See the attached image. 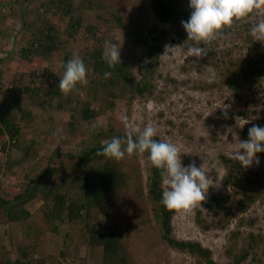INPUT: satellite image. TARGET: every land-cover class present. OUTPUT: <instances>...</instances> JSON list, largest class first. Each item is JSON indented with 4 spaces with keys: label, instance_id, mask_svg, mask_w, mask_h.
I'll list each match as a JSON object with an SVG mask.
<instances>
[{
    "label": "rangeland",
    "instance_id": "obj_1",
    "mask_svg": "<svg viewBox=\"0 0 264 264\" xmlns=\"http://www.w3.org/2000/svg\"><path fill=\"white\" fill-rule=\"evenodd\" d=\"M171 1L180 10L191 12L189 0ZM0 3V57L3 59L0 108L9 109V116L21 126L15 144L7 145L4 151L0 149V196L13 200L15 193L27 182L30 184L31 178L48 164L52 169H63L69 178L78 177L86 162L73 169L72 166L80 161L83 150L97 142L102 146L112 137L119 138V134L125 135L122 121L127 117L141 131L152 125L156 129L153 139L178 147L182 166L195 163L213 180L201 207L198 205L187 213L174 212L170 221L171 236L209 249L214 264H234L233 253L244 247L252 235L258 242L241 264H264V153L257 154L259 165L248 168L232 157L237 143L244 141L245 130L253 125L264 127V76L255 102L247 99L251 90L239 101L227 86L233 69L230 61L253 52L251 42H246L245 37L264 19V10L235 20L211 43L196 45L187 40L178 19L158 23L150 10V0H72L75 10L71 14L80 15L82 24L74 37L67 39L64 30L68 16L45 14L46 0H0ZM117 16L143 25L147 40L160 44L152 74L143 76L148 61L146 49L124 37L125 28L118 26ZM41 19L57 28L61 45L48 57H21V49L29 48L40 36L39 28L44 24ZM153 24L159 26L158 32L149 34L147 29ZM105 41L121 46L120 61L128 69V76L113 84L108 82L112 75L106 83L100 82L89 63L92 62L90 49L98 47L103 51ZM193 46L204 47L207 55L189 56L188 49ZM74 54L89 63L86 66L88 82L77 84L65 96L56 85L65 70L64 56L70 60ZM141 79L148 83L144 94L135 91ZM98 82L109 87L102 90ZM25 86L29 90L24 92ZM16 89L20 90L19 96L15 95ZM52 90L56 92L53 94ZM86 100L96 111L91 120L83 119L79 113ZM105 131L110 134H103ZM120 139L125 142V137ZM31 142L35 145L26 154L25 147ZM147 156L145 152L131 157L125 155L120 161L113 159L127 174L124 187L113 195L108 209H92L83 220L69 222L55 217L53 193L47 199L39 193L24 203L21 207L29 213L24 221L8 220L0 210V264L14 263L10 256L17 249L15 239L26 227L30 234L40 237L33 244V252L41 253L33 255L34 260L31 256L30 261L15 264H103L102 248L87 243L88 226L101 233L121 231L124 245L118 256L126 258L128 264H209L199 255L178 250L160 238L154 207L147 198ZM229 174L234 176L236 185L225 184ZM240 174L255 178L256 182L237 178ZM53 175L48 178L52 179ZM162 187L165 188L163 181ZM137 188L143 190L142 195L136 194ZM73 189L75 196L82 192L80 187L71 186L70 190ZM228 194L234 196L228 207L226 202L220 204L224 205V211L214 214L207 207L211 197L223 199ZM42 239L44 251L36 249ZM232 246L234 249L230 252Z\"/></svg>",
    "mask_w": 264,
    "mask_h": 264
},
{
    "label": "trees",
    "instance_id": "obj_2",
    "mask_svg": "<svg viewBox=\"0 0 264 264\" xmlns=\"http://www.w3.org/2000/svg\"><path fill=\"white\" fill-rule=\"evenodd\" d=\"M44 7V13L50 16L59 15L67 17V23L65 27V37L73 38L77 28L82 24V18L80 15L71 14L75 8L72 6V0H46ZM150 10L155 20L158 23L173 22L176 19L181 21H187L190 17L191 12L180 10L171 0H150ZM1 6V3H0ZM91 6V5H90ZM47 15V16H48ZM123 16H117L116 22L118 26L125 28L124 37L133 43H139L144 45L146 49V56L148 61L144 67L143 76L150 75L153 73L157 66V59L160 54V44L158 42H152L147 40V36L144 34L145 28L143 25L129 20ZM44 24L39 28L40 36L35 41H32L29 48L21 49V57L27 58L26 56L38 55V56H50L52 52L59 48L61 41L58 40L56 32L57 28L41 19ZM50 22V21H49ZM158 25L153 24L148 27L147 32L153 34L158 32ZM246 42H251L253 52L248 53L243 57H237L230 61L233 66L232 71L230 70L227 79V86L232 92V96L239 101H242L243 96H247V91L251 90V96H247V99H251L254 102L257 98V91L261 88L260 81L264 76V44L261 41L254 40L252 42V36L248 33L245 37ZM33 44V45H32ZM103 51L98 47H93L89 51L90 68L92 72H96L97 78L100 82L106 83L105 73L110 72L112 77L108 78V82L113 84L115 80L122 78L128 74L127 65L124 63L116 64L114 67L109 68L107 62L102 58ZM27 59H30L28 57ZM66 63L68 61L67 55L63 59ZM3 59L0 57V69ZM89 63L85 60V66ZM0 70V78H1ZM128 76V75H127ZM2 81V79H0ZM0 81V87H1ZM100 85L103 89L106 86L103 83ZM147 81L141 79L140 82L135 86V91L138 94H144L147 90ZM58 86L56 85V88ZM95 88V87H94ZM29 88L25 86L23 91H28ZM16 96H19L20 90L16 89ZM56 92V91H55ZM52 92L51 93H55ZM110 92V91H107ZM17 98V97H16ZM246 105L249 102H245ZM9 109L2 110L0 108V149L5 150V147L13 146L21 134V126L17 120L9 116ZM80 115L85 120H91L95 117L96 111L89 106V102L86 100L83 107L80 110ZM242 115L246 113L241 112ZM248 130L244 131V140L248 139ZM103 133V132H102ZM101 133V134H102ZM103 134H110L105 131ZM119 138L125 137V135H118ZM113 138V137H112ZM7 142V143H6ZM34 142L28 144L24 150L26 154L30 153L34 147ZM105 145V144H104ZM98 142L97 144L88 147L83 150V155L79 157L77 164L73 163L72 169L79 166L82 161L86 162V167L81 175L78 177L69 178L63 169H52L48 164L44 169L34 175L30 184L27 182L25 187L15 193L13 200H8L0 196V210L8 220H19L24 221L25 216H28V212L22 209V205L29 200H32L40 193L44 199L51 197L53 193V205L52 210L56 211L55 217L60 220H68L74 222L77 219L83 220L84 215H89L92 209L103 208L108 209L109 204L112 201L113 195L120 193L126 182L127 174L121 171L113 159L105 156L97 155L98 151H102L103 146ZM264 152H262L263 154ZM261 154V153H260ZM149 175H148V189L147 198L153 204L154 217L158 222L159 229L161 231L160 238L167 244L181 251H188L199 255L206 259L209 264H214L211 259L210 250L201 246L198 243L190 241L177 240L171 236V216L175 211L167 210L161 203L163 187L162 181L163 176L161 175L162 170L152 167L149 163ZM54 174L52 179L51 176ZM256 175V174H255ZM237 178L246 180L249 183H255V178L243 177L241 174ZM231 182V183H230ZM237 181L234 180L233 175H228L225 179V184L236 185ZM71 186L80 187L81 193L78 196L74 195L73 191L70 190ZM137 195H142L143 190L137 188ZM233 196L231 194L226 195L223 199L220 197H211L207 201V207L214 213L218 214L219 210L224 211V205H220L226 202L228 205L232 202ZM226 210V209H225ZM227 211V210H226ZM224 212V214L226 213ZM22 212V214L20 213ZM64 214V215H62ZM87 243L92 246H100L103 250V264H128L126 258L118 256L119 250L124 245V239L121 236V231L113 230L108 233H101L94 231L92 227H87ZM230 239V238H229ZM258 241L251 235L250 239L240 250L233 253L234 264H241L246 259L250 250ZM231 243V241H230ZM232 251L234 247L232 246ZM17 262V261H16ZM19 263V262H17ZM4 264V263H3ZM6 264H15L8 261Z\"/></svg>",
    "mask_w": 264,
    "mask_h": 264
},
{
    "label": "clouds",
    "instance_id": "obj_3",
    "mask_svg": "<svg viewBox=\"0 0 264 264\" xmlns=\"http://www.w3.org/2000/svg\"><path fill=\"white\" fill-rule=\"evenodd\" d=\"M189 7L190 17L187 21H181V25L187 33V40L199 45L211 43L224 28L231 27L235 20L264 10V0H189ZM250 35L256 41H264V19L251 28ZM120 48L121 46L117 47L116 44L105 41L102 58L109 68L121 64ZM188 53L189 56L202 58L208 52L204 47L193 46L188 49ZM63 67L65 70L58 83L62 94L68 95L77 84H87V69L78 55L74 54ZM110 75V72H106L105 78ZM122 122L125 142L113 137L105 142L102 151H98L97 155L120 161L125 155L131 157L147 152L150 165L162 170L161 175L164 177L165 188L160 203L169 211L184 213L193 211L198 205L201 207V202L206 199L207 191L213 184L209 175L195 163L182 166L178 147L173 143L153 139L156 129L152 125L145 126L141 131L129 123L127 117ZM262 152L264 127L253 125L248 130V139L237 143L232 157L243 168H248L253 164L259 165L257 154Z\"/></svg>",
    "mask_w": 264,
    "mask_h": 264
},
{
    "label": "crops",
    "instance_id": "obj_4",
    "mask_svg": "<svg viewBox=\"0 0 264 264\" xmlns=\"http://www.w3.org/2000/svg\"><path fill=\"white\" fill-rule=\"evenodd\" d=\"M22 229H23V231H21V233L15 239V241H16V248L17 249H16V251L12 255L14 257L10 256L13 262H16L17 261V262L20 263L22 261H30L31 258H32V260H34L33 259V255H36L37 253H41V252H39V250H37L36 252H33V244H34V242H36V240L38 239L39 236H37V235H35L33 233L30 234L28 232L29 229L27 227L26 228H22ZM35 236H37V237L35 238ZM43 242H44V240L42 239L41 242H40V245H38V248H36V249H39L40 248L41 251H44L43 248L45 247V245H43ZM28 256H29V258H28ZM36 262H38V260Z\"/></svg>",
    "mask_w": 264,
    "mask_h": 264
}]
</instances>
